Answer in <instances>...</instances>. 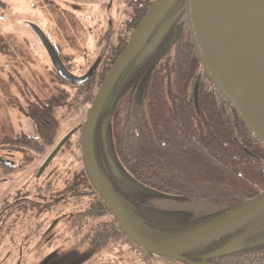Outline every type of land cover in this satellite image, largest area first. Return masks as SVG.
Here are the masks:
<instances>
[{"label": "trees", "instance_id": "1", "mask_svg": "<svg viewBox=\"0 0 264 264\" xmlns=\"http://www.w3.org/2000/svg\"><path fill=\"white\" fill-rule=\"evenodd\" d=\"M153 2L126 3L124 21L116 28H105L106 45L97 56L100 60L85 73V81L70 83L55 71L64 85L47 100L37 98L25 84L32 99L25 113L36 123V135H0V150L20 152L23 164L36 165L28 194L17 195L11 203L16 211L24 207L28 216L16 212L9 216L12 221L24 216L28 233L22 236L23 249H29L33 241L37 254L47 252L42 264H88L109 252L125 262L123 254L133 250L141 259L145 255L166 258L142 250L125 236L87 177L81 147L83 120L96 92ZM183 3L179 0L173 6L121 74L92 135L96 167L129 226L161 246L223 221L264 191V145L204 74L190 44ZM62 111L77 115V123L56 142ZM0 169L10 175L24 167L0 160ZM56 213L63 222L65 213L69 214L63 224L68 234L52 231L56 222L49 218ZM38 223L43 225L36 229ZM263 231L264 208L222 236L243 233L246 237L244 246L239 243L246 250L233 263L264 264ZM61 243L69 244L66 248L72 254L48 256Z\"/></svg>", "mask_w": 264, "mask_h": 264}, {"label": "water", "instance_id": "2", "mask_svg": "<svg viewBox=\"0 0 264 264\" xmlns=\"http://www.w3.org/2000/svg\"><path fill=\"white\" fill-rule=\"evenodd\" d=\"M178 1L154 0L145 13L96 92L82 128L81 147L87 177L125 236L150 254L194 264L179 257L178 253L217 239L246 224L264 208V191L223 221L169 245H156L131 229L108 181L98 171L92 152L93 130L112 88ZM183 13L194 56L204 74L241 122L264 145V0H184ZM31 29L60 77L70 83L86 80V75L80 78L70 75L43 32L35 25ZM104 130L105 125L102 124L101 133ZM68 137L57 144L43 167L53 159ZM235 247L240 249L241 244ZM232 250L235 251V248H222L207 255L206 259Z\"/></svg>", "mask_w": 264, "mask_h": 264}, {"label": "rangeland", "instance_id": "3", "mask_svg": "<svg viewBox=\"0 0 264 264\" xmlns=\"http://www.w3.org/2000/svg\"><path fill=\"white\" fill-rule=\"evenodd\" d=\"M128 1L0 0V135L37 134L36 123L25 113V108L32 102L30 95L25 91V84L41 100L57 96L64 85L56 74L45 48L27 24H34L43 32L54 47L63 67L73 77L80 78L90 71L91 65L105 47L102 37L105 28L109 25L116 28L124 21V10L127 9ZM76 123L77 115L62 111L55 141L58 142L64 137ZM0 160L24 167L10 175L3 174L0 169V217L9 219V231L0 248L10 251L9 254L12 255L10 264L16 263L15 250L21 249L23 251L20 264H42L47 252L37 254L35 248H32L33 241L29 249H23L22 241L26 240H23L22 236L28 233L26 223L23 222L24 216L12 221L8 212L17 195L28 194L33 186L36 165L23 164L22 154L12 150H0ZM21 204L24 205V202ZM17 210H13V213H19L20 209ZM64 212L60 211L61 214ZM22 213L25 218L29 214L25 209ZM65 215V222L59 217V213L50 216L49 219L56 222L53 232L59 229L61 234H68L67 227L63 224L68 221L69 214ZM41 225L43 223H38L36 229L41 228ZM259 231L260 229H257L256 233ZM67 245L69 244L61 243V247L50 250L48 256L54 249L59 255L70 252L71 250L66 248ZM112 255L114 252H109L107 256L97 257L102 260L88 264H180L167 258L153 256L142 262L138 255L135 256L128 251L123 254L125 262Z\"/></svg>", "mask_w": 264, "mask_h": 264}, {"label": "flooded vegetation", "instance_id": "4", "mask_svg": "<svg viewBox=\"0 0 264 264\" xmlns=\"http://www.w3.org/2000/svg\"><path fill=\"white\" fill-rule=\"evenodd\" d=\"M33 25L34 24H27V26L30 28L31 31H32L31 26H33ZM97 60H100V59H97ZM23 199H25V198H23ZM11 208L12 207L10 206V208H9L10 210L8 211V212H10V214L13 212V208L12 209ZM23 210H24V207H22V210L20 208L19 214H23L22 213ZM8 221H9L8 218H5L4 216L0 217V247H1V242H3V240L7 236V231H9ZM242 237H244L243 233H231L224 238H222V236H221V238L219 237L220 238L219 240H217L218 239L217 238V239L209 241L205 244H202L200 246L194 247L192 249H187L185 251H182V252L178 253V256L185 259L186 261H188L190 263H194V264H235V263H233V261L236 260L237 254H239V252H243V250H246L245 247L243 249H236V247H235L236 245H239L240 241H241L240 244L244 246V244L242 242L244 240V238H242ZM225 247L235 248V251L232 250L231 252H229L227 254L220 255L217 257H213L210 259H206V256L209 255L210 253L215 252V251H219ZM21 250H15L17 252V258L15 260V262H16L15 264H20V261H21L20 257H21V253H22ZM54 251L55 250H53L51 252V256L57 255V253H55ZM68 251H70V250H68ZM72 252L73 251L67 252L64 255H70V254H72ZM140 252H143V251L141 250ZM9 253H10V251H8V250L6 251L5 249L0 248V264H10V261L12 260V255H10ZM128 253L137 256V250L128 251ZM103 254H104V252L100 253V255H103ZM149 256L150 255H145L144 259L140 258V260L142 262H145L144 260ZM243 257H244V260L246 262L250 260V258H249L250 256L248 254H246ZM167 259L174 260L180 264H187V263H185L183 261H179L177 259H172V258H167ZM241 259H242V257H241ZM92 261L96 262V261H100V259L98 260L97 258H95V259L91 260L90 262H92Z\"/></svg>", "mask_w": 264, "mask_h": 264}]
</instances>
